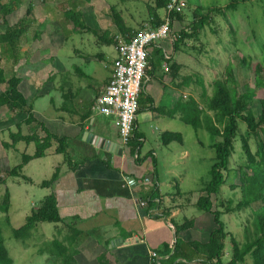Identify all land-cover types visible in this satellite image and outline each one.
Instances as JSON below:
<instances>
[{"label": "rangeland", "instance_id": "374dc122", "mask_svg": "<svg viewBox=\"0 0 264 264\" xmlns=\"http://www.w3.org/2000/svg\"><path fill=\"white\" fill-rule=\"evenodd\" d=\"M231 1L183 0L182 13L185 20L180 26L175 24L176 29L189 25L195 6L201 5L205 8L204 12H207L208 8L212 10L211 20L204 25L199 37L185 41L186 51L180 50L181 52L174 51L173 53V59L183 65L178 81L182 83L185 81V76H190L189 86L192 88H189V92L200 101L203 86L206 94L210 95L213 81L217 78H226L229 87L235 88L238 93L253 90L255 95L253 103L258 105V100L264 97V86L255 85L253 66L259 62L264 76V0H233L235 6L229 10L225 9ZM147 3L154 4V0H19L18 9L11 20H17L23 16L30 19L29 29L19 43L21 54L28 60L29 65L16 70L18 65L12 59L6 58L0 49V66L4 69L7 78L15 72L25 78L28 72L34 70L32 76L37 90L29 88L26 82L21 88L28 97L40 92L44 86L50 87L52 83L63 85L67 83L68 85L69 82H71L70 87L67 86V88L71 89L74 95L79 92L86 94L87 97L91 96L94 92V71L97 74L106 73V68L112 63L115 55L113 44L105 43L100 36L90 31L73 30L72 23L65 16V12L71 8L74 11L82 10L86 14L95 15L100 27L99 34L102 35L103 31H108V34L112 35L117 30L113 23L111 6L122 13L127 25L139 29L141 24L148 23ZM27 7L31 9L29 15L25 14ZM215 7L220 8L222 12ZM162 14H164L163 9L160 10V15ZM3 30L4 26L0 24V32ZM240 57H245L249 63L239 68L238 58ZM19 61L23 62L22 57ZM58 63H61L65 70L59 68L61 65ZM229 67H231L232 77L227 73ZM54 69H56L55 73H53ZM77 69L82 70L85 77L82 78L76 72ZM56 71L60 72L56 73ZM52 74L56 75L51 77ZM82 85L87 86L84 88ZM5 86V84H0V92ZM51 98L57 99L53 91L41 92V95L32 98L30 103L41 117H48L53 113ZM142 101V105H147L145 98ZM144 111H146L145 108L136 114L137 129L146 136L142 151L153 149L158 153L159 177L162 175L164 155L175 161L174 178L181 188L190 192L200 190L209 180V170L215 157V151L210 147L209 133L203 129L195 130L191 125L176 117L170 119L164 117L166 120L157 121L151 115H143ZM10 113L14 114L6 106L0 107V166L4 169L1 177L6 180L5 183H0V202L6 189L10 194L8 213L0 212V228L4 244L13 260L12 264H59L56 258L47 251L46 243L53 235L55 236V233L58 234L57 228H60L62 233L66 232L63 225L57 227L52 222H39L32 229L30 236L23 240L16 239L12 230L23 225L31 209L37 207L46 196L47 190L41 186V182L50 178L55 167L62 163L63 155L51 154L47 149L43 157L27 162L22 168V174L29 177L30 181L7 176L5 168H11L20 163L22 153L32 154L35 150L33 142L19 141L15 144V150H13L14 147L10 149L2 146L3 142H11L9 131H17L15 123L22 121L26 116L23 112H17L18 114L11 118ZM166 122L170 123V128L174 132L180 133L182 139L180 142H171L172 151L170 153L161 140V135L165 132L161 129V125ZM31 125L33 124L22 123L19 129L23 134H27L31 131ZM240 130L242 133L246 130L242 122H240ZM37 133L44 134L41 130H37ZM249 144L251 150L254 151L256 144L253 137L249 138ZM184 150L189 155L179 158ZM244 163L245 156L240 140L237 138L230 157V172L224 173L226 183L220 187L218 195L223 200L232 199V206L239 200L240 190L238 187L231 189L230 184L233 182L239 184L236 170ZM181 175L184 177V182L181 181ZM171 192H174V189ZM250 216L249 209L221 215L228 234L225 240V258H222L224 261L231 256V237L240 243L243 242L244 228L247 217ZM5 217L9 218L8 222ZM76 264L79 263L76 262ZM243 264H252V261L248 257Z\"/></svg>", "mask_w": 264, "mask_h": 264}, {"label": "trees", "instance_id": "16d2710c", "mask_svg": "<svg viewBox=\"0 0 264 264\" xmlns=\"http://www.w3.org/2000/svg\"><path fill=\"white\" fill-rule=\"evenodd\" d=\"M170 0H154V4L147 3V14L149 16L148 23L141 24L139 29L126 25L122 13L111 6V14L117 33L109 35L108 31L99 34L100 27L97 23L95 15L86 14L82 10H72L69 8L65 12V16L72 23V29L75 31L86 30L94 35L100 36L107 44L115 45L119 38L128 40L133 34L141 29H149L160 25L164 21V14L160 15V10H164ZM183 1V0H182ZM244 1V0H242ZM184 4V2H183ZM232 0L225 6V9H232L235 5ZM19 0H0V24L4 26V30L0 32V49L2 54L15 63L22 57L21 48L19 47L20 39H22L29 29L30 19L26 16L11 20L12 16L18 9ZM218 11L222 10L215 7ZM204 7L197 5L193 8L188 26H181L176 29L175 24L180 26L184 23L185 16L181 11H171L169 15V25L171 28L172 38L165 39L171 45L170 49L174 51H186L185 41L192 38H198L204 25L211 19V8L204 12ZM26 15L31 14L30 7L26 9ZM39 34V33H38ZM163 40V41H165ZM152 44L151 51L148 53L147 72L150 74L161 70V76L166 82H175L180 77L182 63L173 59L170 49H166L162 44ZM187 47V46H186ZM180 48V49H179ZM164 50H168L169 58L164 57ZM181 50V51H180ZM166 62L168 70L162 68V63ZM239 68L249 63L245 57L238 58ZM251 64V63H250ZM254 82L256 86H264L263 68L261 64L255 63ZM228 75L232 77L231 67L228 68ZM81 76H85L84 72L79 70ZM181 84L189 85L191 77L185 76ZM22 78L16 73L7 78L4 69L0 66V84H5V88L0 92V107L6 106L12 112H23L26 114L22 121L17 123V131H9L11 142H3L2 145L14 147L19 141L25 143L33 142L35 150L32 154L22 153L20 163L13 167L5 168L7 176L20 177L23 180L30 181V178L22 174L23 166L34 158L43 157L47 149H50L55 143V152L64 156V161L68 165L73 166L67 150V138L58 136L51 132L44 123L35 118L32 111V104L28 103L25 95L20 90ZM213 89L210 95L206 94L203 86V92L200 95V101L193 95H188L184 100H179L169 114L173 115L180 112V120L191 125L195 130L203 129L209 133L211 137L210 147L215 151L214 161L209 170V180L205 182L200 189V194L195 202L196 209L200 212L198 218H185L180 225H175L176 230H184L195 228L208 233L207 241L203 243L191 242L195 253H199L204 261L209 264H238L244 263L249 257L252 264H264V97L258 100V105H254V91H244L238 93L235 88H231L225 79L217 78L212 83ZM145 98L147 105H142V99ZM153 100L143 91V87L138 94V111L144 108L153 109ZM157 110V108H154ZM137 111V112H138ZM86 114L84 118L88 117ZM240 122L245 124L244 133L240 130ZM31 125V131L23 134L20 131L21 124ZM37 130L44 132L42 136ZM141 134L135 133L130 138L128 144L132 151H139L143 145ZM255 139L256 148L251 150L249 138ZM240 140L241 148L245 156L243 166L237 168L236 177L238 183H231V189L239 188L240 198L237 203L232 206V199H220L219 190L226 183L225 172H230V157L234 150L236 139ZM164 145L173 141L180 142L181 135L174 131H165L161 135ZM147 157V156H146ZM143 157L142 159H144ZM155 162V161H154ZM74 167V166H73ZM4 171L0 166V183H5V178L1 177ZM58 167L54 170L49 179L41 182L42 187L50 186L58 177ZM155 174L154 165L152 171L148 172V177L152 180ZM156 186V183H154ZM152 192L147 200L148 206L154 205V195ZM10 207V194L6 189L0 202V212L8 213ZM242 209H249L251 216L247 217V223L244 228V240L238 242L231 237V256L230 259L224 261L225 240L227 231L225 223L221 219V215L232 213ZM162 212H165L162 210ZM8 222L9 218L5 217ZM63 221L59 215L55 197L53 194L46 195L35 208H32L26 216L25 222L18 228L12 230V234L16 239H26L30 236L32 229L39 222L59 223ZM67 242L69 237H67ZM70 244H65L58 238H53L46 243V249L51 256L56 258L59 264H76L74 255L76 250L70 248ZM181 244L176 242L175 253H179ZM13 260L8 254V250L4 244V238L0 228V264H12ZM101 264L106 262H100Z\"/></svg>", "mask_w": 264, "mask_h": 264}, {"label": "crops", "instance_id": "0c3cea01", "mask_svg": "<svg viewBox=\"0 0 264 264\" xmlns=\"http://www.w3.org/2000/svg\"><path fill=\"white\" fill-rule=\"evenodd\" d=\"M115 34L118 35L117 32ZM161 44L166 49L171 47L170 44L166 46L168 44L166 40ZM150 51L151 47H149ZM173 53L174 50L171 51L172 57ZM22 59L23 62L16 63L18 65L16 70L29 65L24 56ZM112 64L113 61L106 68V73L97 74L94 71V92L88 97L79 92L74 95L71 89L67 88L70 87L71 82L68 85L52 83L50 87L44 86L40 92L28 97L21 88L26 82L29 88L37 90L32 76L34 70L25 76L26 81L24 76L15 72L22 78L20 90L28 103L32 98L41 95V92L53 91L56 94L57 99H50L53 113L51 112L48 117H41L35 108L32 111L35 118L42 121L51 132L67 138V150L74 166L68 165L63 156L62 163L55 167L59 169L57 179L50 186L45 187L46 195H54L59 215L63 220L54 223V226L63 225L66 228L65 233L57 228L58 234L55 233L50 240L58 238L65 244H70L76 250L74 259L79 264H101L100 262H106L103 264H209L199 253H195L191 244L193 241L198 243L207 241L208 233L195 228L177 231L175 227L185 218L193 219L200 216L195 202L201 191L190 192L181 188L174 178L175 161L164 155L162 175L159 177L158 153L153 149L142 151V147L139 151H132L129 144L122 145L114 117L99 114L92 109L96 96L111 76ZM58 65L65 70L61 63ZM76 72L79 74L78 69ZM160 74V69L152 74L150 70L147 72L148 79L143 85V91L153 100V109L147 107L142 114L151 115L157 121L175 117L180 119V112L170 115L169 111L179 100H184L190 94L189 88L192 87L181 84L178 79L172 83L165 82ZM55 75L52 74L51 77ZM82 86L86 88L87 85ZM13 113L12 115L10 113L11 118L18 114ZM86 114L89 116L83 119ZM18 122L15 123L16 128ZM88 128L93 134L118 143L122 148L121 154H114L84 140L83 133ZM137 128L136 118L135 133L142 135L141 141L144 144L146 136L143 132H138ZM161 129L173 131L169 122L162 124ZM165 146L170 153L171 143ZM15 147L16 145L14 148L12 146L7 148L15 150ZM55 147L54 143L48 149L49 153L61 154L55 152ZM188 155L189 153L184 150L179 158ZM143 157L145 158L142 159ZM153 165L155 174L152 175L151 180L148 172L152 171ZM180 178L184 182L182 175ZM172 189L174 192H171ZM155 190L158 194L153 196L154 205L148 206V203L142 205L141 201L147 202ZM67 237H69L68 242ZM176 242L181 244L179 253H175ZM152 251L157 253L155 257L151 256Z\"/></svg>", "mask_w": 264, "mask_h": 264}, {"label": "built area", "instance_id": "2783aa9c", "mask_svg": "<svg viewBox=\"0 0 264 264\" xmlns=\"http://www.w3.org/2000/svg\"><path fill=\"white\" fill-rule=\"evenodd\" d=\"M182 7V0H170L165 8L164 21L160 25L141 29L128 40L120 37L113 45L115 57L111 76L96 96L92 109L99 114L114 117L120 143L124 146L128 145L135 130L138 94L148 79L149 47L172 38L168 14L173 10L181 11ZM169 56L168 50H164V57ZM163 67L164 70H168L166 62H163ZM146 203L145 200L141 201L144 206ZM156 255V252H151L152 257Z\"/></svg>", "mask_w": 264, "mask_h": 264}, {"label": "water", "instance_id": "95a60500", "mask_svg": "<svg viewBox=\"0 0 264 264\" xmlns=\"http://www.w3.org/2000/svg\"><path fill=\"white\" fill-rule=\"evenodd\" d=\"M83 138L91 144L114 154L120 155L122 152V148L118 143H114L106 138L93 134L89 128L83 133Z\"/></svg>", "mask_w": 264, "mask_h": 264}]
</instances>
